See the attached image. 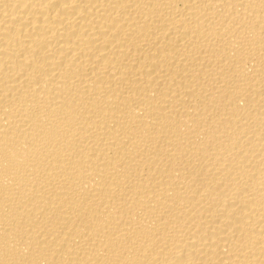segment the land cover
Instances as JSON below:
<instances>
[{
	"label": "bare ground",
	"instance_id": "6f19581e",
	"mask_svg": "<svg viewBox=\"0 0 264 264\" xmlns=\"http://www.w3.org/2000/svg\"><path fill=\"white\" fill-rule=\"evenodd\" d=\"M0 264H264V0H0Z\"/></svg>",
	"mask_w": 264,
	"mask_h": 264
}]
</instances>
